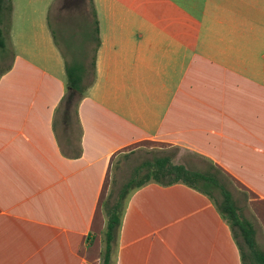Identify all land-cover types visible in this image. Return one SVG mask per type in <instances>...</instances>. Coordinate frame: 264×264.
I'll list each match as a JSON object with an SVG mask.
<instances>
[{"label": "crops", "instance_id": "crops-1", "mask_svg": "<svg viewBox=\"0 0 264 264\" xmlns=\"http://www.w3.org/2000/svg\"><path fill=\"white\" fill-rule=\"evenodd\" d=\"M0 30V264H102L115 162L140 148L213 162L246 193L264 248V0H4ZM94 60L77 142L69 126L82 154L68 157L54 125L67 62ZM116 264L242 260L207 195L150 182Z\"/></svg>", "mask_w": 264, "mask_h": 264}, {"label": "trees", "instance_id": "trees-1", "mask_svg": "<svg viewBox=\"0 0 264 264\" xmlns=\"http://www.w3.org/2000/svg\"><path fill=\"white\" fill-rule=\"evenodd\" d=\"M3 4L4 0H0V14L3 12ZM0 46L5 47L2 30ZM95 78V60L90 66L84 62H67L66 92L57 108L54 125L56 130L58 125H62L66 147L60 140L59 143L63 154L68 157H79L82 154L81 144L75 146L69 126L72 112L78 113L79 103L93 86ZM161 152L136 166L118 189H111L105 202L106 225L103 232L102 264L117 263L119 238L127 205L133 193L150 182L162 185L184 183L207 195L230 225L241 252L242 264H264V248L257 238V221L254 216L251 219L243 213V207L231 189L234 184L227 174L207 159L208 169L200 170L175 162V154Z\"/></svg>", "mask_w": 264, "mask_h": 264}, {"label": "rangeland", "instance_id": "rangeland-1", "mask_svg": "<svg viewBox=\"0 0 264 264\" xmlns=\"http://www.w3.org/2000/svg\"><path fill=\"white\" fill-rule=\"evenodd\" d=\"M10 58L9 54L7 56L6 53H0V74L9 64ZM91 61L89 62L90 65ZM72 125H70V130H72V135L75 141H78L79 136V125L77 123V117L75 111L72 112ZM61 131L59 130V133ZM163 151L164 153L175 154L174 160L178 163H184L188 167L200 170L208 169V162L206 159L192 153L189 150L182 149L179 147H169V148H140L131 150L129 152H125L118 157L115 162V166L113 169V180L111 189H118V187L131 175L132 171L136 166H138L141 162L146 159L152 158L153 155L157 152ZM162 153V152H161ZM232 191L237 199L238 203L243 207V213L253 219L251 216L249 205L247 202V195L244 191L237 189L232 186ZM242 241V240H241Z\"/></svg>", "mask_w": 264, "mask_h": 264}]
</instances>
